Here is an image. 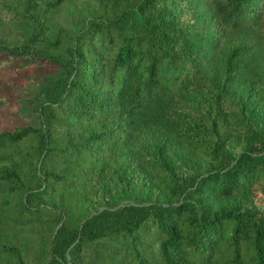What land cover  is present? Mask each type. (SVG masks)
<instances>
[{
    "label": "trees",
    "instance_id": "trees-1",
    "mask_svg": "<svg viewBox=\"0 0 264 264\" xmlns=\"http://www.w3.org/2000/svg\"><path fill=\"white\" fill-rule=\"evenodd\" d=\"M72 1L0 0V64L60 65L0 131V264H264V122L236 87L264 0L84 1L70 30ZM153 136L186 142L179 166ZM151 171L180 200L112 208ZM239 190L247 208L209 205Z\"/></svg>",
    "mask_w": 264,
    "mask_h": 264
},
{
    "label": "rangeland",
    "instance_id": "rangeland-1",
    "mask_svg": "<svg viewBox=\"0 0 264 264\" xmlns=\"http://www.w3.org/2000/svg\"><path fill=\"white\" fill-rule=\"evenodd\" d=\"M84 1L95 4V0H73L72 2L65 3L58 13V19L68 29L77 30L82 22L80 16H78L79 7ZM79 6V7H78ZM75 7L78 10L75 11ZM73 13V15H71ZM71 33H74L71 31ZM244 42L250 41L249 39H243ZM230 47H234L231 44ZM5 57V54H0V60ZM22 58L13 57L11 61L0 64V96H3L8 103L0 107V131L4 129H14L18 126H22L29 123V119L23 118L19 113H16L18 107L21 104V99L28 96V93L23 92L29 81L34 79L39 83H43L47 77L57 72L60 69V65L51 61H46L40 64H31L26 67L19 66V62ZM256 67H248L242 75L238 76L236 83L237 93L241 96H247L250 99V105L252 106L253 119L257 121L260 119L264 122V62L255 64ZM241 135L237 134V139L233 145L227 143V152L232 154L240 153L242 151V144L240 140ZM239 142V143H238ZM152 148L156 151L157 159L164 160L165 158L170 161L172 165L179 166V160L184 155L188 154V146L185 141H173L167 144L162 137H152ZM230 148V149H229ZM232 158V156L230 157ZM176 166V167H177ZM146 180L144 184H140L137 187V191L134 193H126L124 196L113 200L110 205H115L116 208L122 205L136 204L138 206L151 205L157 202H171L180 200V196L174 194L177 189H171L172 185H178L176 181H171L170 184H161L158 180L159 176L154 171L143 174ZM156 175L158 178H155ZM184 187L186 181L177 180ZM263 202V200H261ZM252 194L245 195L243 190H239L225 197H210L209 205L212 207L231 206L234 204L240 205L243 209L247 208L249 203H252ZM254 202L256 203L255 199ZM259 202V200H258ZM107 205V204H105ZM107 206L102 207L101 210Z\"/></svg>",
    "mask_w": 264,
    "mask_h": 264
}]
</instances>
